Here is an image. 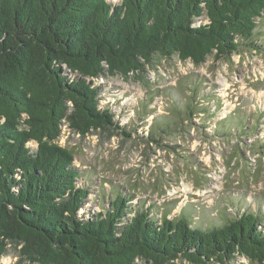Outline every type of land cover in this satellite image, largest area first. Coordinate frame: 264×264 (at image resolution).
<instances>
[{"label":"trees","instance_id":"16d2710c","mask_svg":"<svg viewBox=\"0 0 264 264\" xmlns=\"http://www.w3.org/2000/svg\"><path fill=\"white\" fill-rule=\"evenodd\" d=\"M263 16L264 0H0V262L14 248L27 264H264V222L253 207L220 225L207 214L171 219L118 188L107 207L89 210L92 177L58 143L65 125L83 137L119 129L132 138L130 121L102 106L100 79L144 80L158 59L200 67L264 51ZM193 84L184 115L203 117L205 135L258 134L259 109L214 122L221 107L195 106ZM170 129L156 123L147 143L161 145ZM250 146L264 153V137Z\"/></svg>","mask_w":264,"mask_h":264},{"label":"rangeland","instance_id":"374dc122","mask_svg":"<svg viewBox=\"0 0 264 264\" xmlns=\"http://www.w3.org/2000/svg\"><path fill=\"white\" fill-rule=\"evenodd\" d=\"M108 2L118 5L121 0ZM258 25L261 31L257 35L264 40V16ZM148 72L144 80L107 76L98 82L106 90L102 106L110 105L121 125L130 121L126 129L132 138H126L119 129L93 131L83 137L67 125L63 127L59 145L72 151L74 166L92 177L89 210L99 211V202L100 207L103 203L107 207L115 196L110 193L122 188L134 196L135 206L153 205L171 219L182 217L184 212L188 220L193 213L207 214L210 221L220 225L244 206L253 207L264 222V153L250 146L253 139L264 137V51H241L229 60L210 57L200 67L181 62L178 57L158 59ZM193 82L201 86L195 106L221 107L214 122L242 113L240 110L259 109L262 115L258 134L245 142L237 138L212 139L200 128L203 117L191 122L197 127L191 126L184 112L192 103ZM206 98L211 102L204 101ZM158 122L171 128L161 135L159 146L147 143L149 130ZM254 125L249 122L248 128ZM31 147L36 149L37 144ZM0 264L27 262L10 248ZM233 264L250 263L241 258Z\"/></svg>","mask_w":264,"mask_h":264}]
</instances>
